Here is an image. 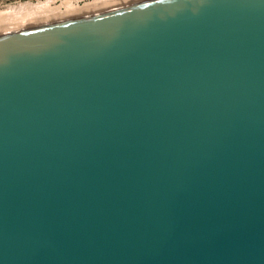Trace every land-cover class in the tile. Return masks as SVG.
Listing matches in <instances>:
<instances>
[{"label": "water", "instance_id": "95a60500", "mask_svg": "<svg viewBox=\"0 0 264 264\" xmlns=\"http://www.w3.org/2000/svg\"><path fill=\"white\" fill-rule=\"evenodd\" d=\"M0 264H264V0L0 35Z\"/></svg>", "mask_w": 264, "mask_h": 264}, {"label": "bare ground", "instance_id": "6f19581e", "mask_svg": "<svg viewBox=\"0 0 264 264\" xmlns=\"http://www.w3.org/2000/svg\"><path fill=\"white\" fill-rule=\"evenodd\" d=\"M144 1L148 0H26L8 4L0 7V35L72 18L99 15Z\"/></svg>", "mask_w": 264, "mask_h": 264}, {"label": "rangeland", "instance_id": "374dc122", "mask_svg": "<svg viewBox=\"0 0 264 264\" xmlns=\"http://www.w3.org/2000/svg\"><path fill=\"white\" fill-rule=\"evenodd\" d=\"M22 1H26V0H0V7L8 4H17ZM28 1H36V0H28Z\"/></svg>", "mask_w": 264, "mask_h": 264}]
</instances>
